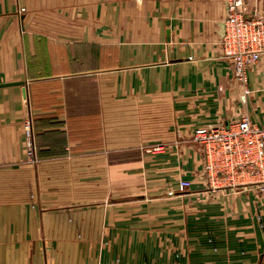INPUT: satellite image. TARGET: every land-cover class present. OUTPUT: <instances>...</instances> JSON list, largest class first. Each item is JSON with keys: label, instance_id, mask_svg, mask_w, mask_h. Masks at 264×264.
I'll list each match as a JSON object with an SVG mask.
<instances>
[{"label": "crops", "instance_id": "crops-1", "mask_svg": "<svg viewBox=\"0 0 264 264\" xmlns=\"http://www.w3.org/2000/svg\"><path fill=\"white\" fill-rule=\"evenodd\" d=\"M242 10L264 17V0ZM225 14L226 0H0V84L23 83L0 86V264H264V189L210 188L192 140L242 116L264 129V54L239 85Z\"/></svg>", "mask_w": 264, "mask_h": 264}, {"label": "built area", "instance_id": "built-area-1", "mask_svg": "<svg viewBox=\"0 0 264 264\" xmlns=\"http://www.w3.org/2000/svg\"><path fill=\"white\" fill-rule=\"evenodd\" d=\"M243 0H226V14L220 38L222 57L232 67L235 81L246 86L248 68L264 54V17L242 10ZM249 94L244 88L243 97ZM29 160L35 159L32 124L24 125ZM192 140L198 146L202 171L210 188H237L257 185L264 189V129L247 116L228 125L210 124L194 130ZM154 146L153 150L161 149ZM190 182L180 180L179 190Z\"/></svg>", "mask_w": 264, "mask_h": 264}, {"label": "rangeland", "instance_id": "rangeland-1", "mask_svg": "<svg viewBox=\"0 0 264 264\" xmlns=\"http://www.w3.org/2000/svg\"><path fill=\"white\" fill-rule=\"evenodd\" d=\"M198 153H199V151H198ZM199 156H200L199 159H200V161H201V163H200V169H201V171H202V159H201V155H200V153H199ZM202 173H203V171H202ZM203 176H204V178H206L205 175H204V173H203ZM189 182H190V181H189ZM206 182H207V181H206ZM178 183H179V180H178L176 186L171 185L170 187L166 188V191H165V192H166V194H168V196H170L171 194H173V190H175L176 188L179 189V188H178ZM190 185H191V184H190ZM190 185H189L188 187L184 188L183 190L189 188ZM207 185H208V183H207ZM208 186H209V185H208ZM183 190H182V191H183Z\"/></svg>", "mask_w": 264, "mask_h": 264}, {"label": "water", "instance_id": "water-1", "mask_svg": "<svg viewBox=\"0 0 264 264\" xmlns=\"http://www.w3.org/2000/svg\"><path fill=\"white\" fill-rule=\"evenodd\" d=\"M14 84H20L22 85V82H11V83H4V84H0V86H7V85H14ZM24 95H25V89H24Z\"/></svg>", "mask_w": 264, "mask_h": 264}]
</instances>
